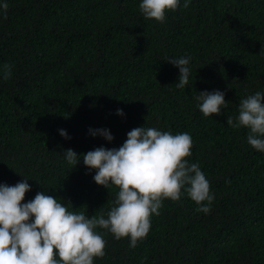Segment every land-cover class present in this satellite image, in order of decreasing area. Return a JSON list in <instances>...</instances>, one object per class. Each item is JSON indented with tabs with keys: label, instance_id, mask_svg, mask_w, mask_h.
Segmentation results:
<instances>
[{
	"label": "trees",
	"instance_id": "trees-1",
	"mask_svg": "<svg viewBox=\"0 0 264 264\" xmlns=\"http://www.w3.org/2000/svg\"><path fill=\"white\" fill-rule=\"evenodd\" d=\"M6 2L0 183L26 178L24 201L45 190L90 216L106 213L118 187L97 184L94 170L82 159L69 164L63 150L119 147L143 125L186 131L193 141L186 159L199 164L214 193L209 212L183 190L177 200L164 198L135 247L105 231V253L94 264H264V152L247 143V128L226 123L241 97L264 91V0H191L186 8L181 0L163 22L144 18L139 0ZM184 54L191 73L176 88L179 70L166 58ZM215 89L228 107L205 116L193 97ZM89 127L109 129L113 140Z\"/></svg>",
	"mask_w": 264,
	"mask_h": 264
},
{
	"label": "clouds",
	"instance_id": "clouds-1",
	"mask_svg": "<svg viewBox=\"0 0 264 264\" xmlns=\"http://www.w3.org/2000/svg\"><path fill=\"white\" fill-rule=\"evenodd\" d=\"M190 2L183 0L182 6ZM180 5L181 0H139L138 8L144 18L163 22L166 11ZM7 6L6 0H0V9ZM191 59L188 54L166 58L178 67L176 88L188 83ZM10 75V65H3V79ZM193 99L205 116L220 114L229 102L219 89L200 91ZM237 107L235 118L227 115L226 123L247 128V143L264 152V91L241 97ZM116 112L124 115L120 108ZM88 131L94 137L113 140L107 128L89 127ZM58 132L69 138L65 129ZM192 143L186 131L173 134L143 125L129 130L119 147L101 145L80 155L72 148L64 149L62 155L69 164L76 166L82 159L89 172L94 170L92 178L97 184L118 187L106 213L90 216L45 190L24 201L30 190L26 178L15 184L0 183V264H94L105 253V231L115 239L127 237L129 247H135L149 232L150 216L159 214L162 200H177L182 190L196 202L198 211L208 213L214 193L199 164L186 159L191 156Z\"/></svg>",
	"mask_w": 264,
	"mask_h": 264
}]
</instances>
